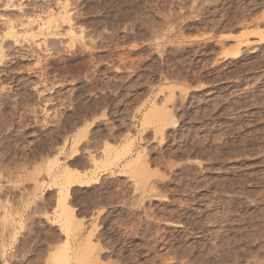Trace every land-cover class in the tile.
<instances>
[{
  "label": "rangeland",
  "instance_id": "rangeland-1",
  "mask_svg": "<svg viewBox=\"0 0 264 264\" xmlns=\"http://www.w3.org/2000/svg\"><path fill=\"white\" fill-rule=\"evenodd\" d=\"M0 55V264H264V0H0Z\"/></svg>",
  "mask_w": 264,
  "mask_h": 264
},
{
  "label": "bare ground",
  "instance_id": "bare-ground-1",
  "mask_svg": "<svg viewBox=\"0 0 264 264\" xmlns=\"http://www.w3.org/2000/svg\"><path fill=\"white\" fill-rule=\"evenodd\" d=\"M13 6H15V5H13ZM136 6V5H135ZM19 8V7H18ZM21 8V7H20ZM65 10V9H64ZM69 12V11H68ZM67 14V12H65V15ZM66 16H68V14L66 15ZM70 16V15H69ZM66 18V17H65ZM40 21V20H39ZM41 21H42V19H41ZM71 21V20H70ZM7 23V33H8V36H11L12 38H15V39H17V36H18V34L20 33V30L19 29H17L16 30V27L15 26H13V24L11 23V21H6ZM36 22H37V20H36ZM51 22V21H50ZM49 22V23H50ZM27 23V22H26ZM29 24H25L24 23V25H27V26H32L33 24H35V21H33V20H30L29 22H28ZM39 23V22H38ZM48 22H45V23H43V21H42V23L40 24L39 23V26H38V29H39V31H44L45 29H46V24H47ZM52 24V23H51ZM21 26L23 27V28H25L24 26H23V24H21ZM52 26V25H51ZM71 26H72V24H71ZM71 26H70V28H71ZM36 27V26H35ZM30 28V27H29ZM33 28V27H32ZM32 28H30L31 30H33ZM74 28V27H73ZM35 29V28H34ZM50 29V28H49ZM71 31L70 32H72L73 33V29L71 28L70 29ZM22 31H23V29H22ZM25 31L26 30H24V33H25ZM47 31V30H46ZM27 32V31H26ZM28 32H30V30H28ZM56 32V31H55ZM6 33V34H7ZM23 33V32H22ZM33 33V32H32ZM72 33H70V34H72ZM29 34V33H28ZM54 34V33H53ZM52 34V35H53ZM59 34V33H58ZM20 35V34H19ZM24 35V34H23ZM30 35V34H29ZM47 35V34H46ZM57 35V34H56ZM61 35V34H60ZM31 36H32V34H31ZM19 37H21V36H19ZM31 38H33V36L31 37ZM34 38H36L35 36H34ZM20 39V38H19ZM26 39V38H25ZM15 41V40H14ZM18 41V40H17ZM55 42V41H54ZM17 42L15 41V44H16ZM2 48V47H1ZM4 50V49H3ZM2 50V51H3ZM1 56V55H0ZM39 57V56H38ZM4 58V57H3ZM42 58V57H41ZM43 59V58H42ZM5 63V62H4ZM1 65V64H0ZM170 76V75H169ZM2 81V80H1ZM3 82V81H2ZM2 85V84H1ZM170 94V93H169ZM168 94V95H169ZM167 95V96H168ZM170 96H171V94H170ZM173 97V96H172ZM169 99V98H168ZM171 100V99H170ZM2 102V101H1ZM170 102V101H169ZM173 105V104H172ZM171 105V106H172ZM156 106V105H155ZM22 107V106H21ZM156 108V107H155ZM170 108V107H169ZM153 109V108H152ZM152 109H151V111H150V114L152 115V121H151V124H152V122L154 123V121H155V123L157 124V122L159 121L160 123H161V121L164 119V117H166V115H168L167 116V118H165L166 120L170 117L169 116V114H165L164 113V116L163 115H161V116H155V120L153 121V116L155 115L154 114V112L152 111ZM157 109V108H156ZM158 109H159V107H158ZM172 109V108H171ZM164 111V110H163ZM151 112H153V114L151 113ZM159 112V111H158ZM173 112V111H172ZM147 116H146V118H145V121L146 122H150V120H151V118H149L148 117V114H146ZM151 117V116H150ZM161 117H163V118H160ZM144 119V118H143ZM148 119H149V121H148ZM157 119V120H156ZM159 119V120H158ZM170 119V118H169ZM166 120H164L163 122L164 123H166ZM144 121V120H143ZM157 121V122H156ZM171 121V119L169 120V122ZM175 121V120H174ZM145 122V123H146ZM168 122V121H167ZM144 123V122H143ZM154 123V124H155ZM159 123V124H160ZM177 122H175L174 124H176ZM147 124V123H146ZM150 124V123H149ZM167 125H168V123H166ZM166 124L165 125H163L162 123H161V125H163L164 126V128H165V126H166ZM153 125V124H152ZM162 127V126H161ZM167 127V126H166ZM168 127H169V125H168ZM163 128V127H162ZM163 128V129H164ZM157 132H158V130H156ZM157 132H155L156 133V135L159 133H157ZM166 132V131H165ZM161 133V132H160ZM86 138V137H85ZM256 138V137H255ZM262 138V137H261ZM76 141V140H75ZM77 142H78V140H77ZM76 143V142H75ZM75 143L73 144V147L75 146ZM79 143H80V140H79ZM79 143L78 144H76V145H79ZM245 143V142H244ZM258 143V142H257ZM73 147H71V148H73ZM76 147V146H75ZM77 148V147H76ZM74 149V151L76 152L77 151V149ZM64 149V148H63ZM73 150V149H72ZM63 151V150H62ZM189 152V151H188ZM74 153V152H73ZM56 157V156H55ZM44 159L42 158V161H43ZM44 162H45V160H44ZM44 162H43V164H44ZM48 162V161H47ZM50 162V161H49ZM58 162V161H57ZM56 162V160H55V163H57ZM51 163V162H50ZM55 163H54V166H55ZM48 164V163H47ZM46 164V165H47ZM58 164V163H57ZM56 164V165H57ZM144 164V163H143ZM50 165H52V164H50ZM49 166V165H48ZM53 166V165H52ZM145 166V165H144ZM142 167H143V165H142ZM51 169V168H50ZM66 170L62 173V174H60L61 175V184L59 185V187L61 186V189H62V191L61 190H59V191H61V194H60V200L58 199V205L57 206H59V208H62V214H63V216H64V219L62 220V222H61V228H62V230L63 231H65L66 232V234H67V236L69 237V235H70V233H71V236L73 237L72 239H74V236H75V238H77L76 237V235H77V233L79 232V230L82 228L83 229V227H81L82 226V224H81V221H76L75 222V215H74V210L72 209V208H70V206L68 205V208H67V202H66V200H67V196L69 195V193H68V190H69V186H73L74 185V183H76L77 184V182L78 183H82V181H81V177L80 176H78V175H74V173L72 174L71 172H70V170H68L67 168H65ZM141 169V168H140ZM39 169H37V171H38ZM183 170V169H182ZM36 171V172H37ZM36 172H35V174H36ZM40 172H41V174H42V171L40 170V171H38V175L40 176ZM145 171H143V173H144ZM146 172H147V170H146ZM195 172V171H194ZM194 172H192V173H194ZM199 172V171H198ZM175 173V172H174ZM50 174V173H49ZM54 174V173H53ZM58 174V173H57ZM57 174H56V176H57ZM189 174V173H188ZM59 175V176H60ZM143 175V174H142ZM142 175H141V171H139L138 172V176H141L142 177ZM50 176V175H49ZM53 176V175H52ZM38 177V176H37ZM161 177V176H160ZM58 178V177H57ZM59 179V178H58ZM31 180H33V179H31ZM53 180H55V177H54V179ZM57 180V179H56ZM40 182V181H39ZM156 182V181H155ZM35 184H37L36 182H35ZM75 184V185H76ZM83 184V183H82ZM1 185V184H0ZM79 185V184H78ZM41 186V185H40ZM37 188V187H36ZM1 189V188H0ZM1 191V190H0ZM4 193V192H3ZM8 193V192H7ZM60 193V192H59ZM5 195V194H4ZM92 203V202H91ZM95 204V203H94ZM92 206V205H91ZM95 207V206H94ZM101 207V206H100ZM6 208V207H5ZM58 208V209H59ZM2 209V208H1ZM67 209H69V210H67ZM72 209V210H71ZM96 209V208H95ZM104 210V209H103ZM102 210V211H103ZM6 211H7V208H6ZM100 212V211H99ZM98 212V213H99ZM101 213V212H100ZM6 215V214H5ZM61 215V214H60ZM8 216V215H7ZM62 216V215H61ZM1 217V216H0ZM5 218H6V216H5ZM61 218V217H60ZM14 220V219H13ZM77 220V219H76ZM117 220V219H116ZM223 220H225V219H223ZM0 222H2V220L0 221ZM14 222V221H13ZM15 223V222H14ZM5 224V223H4ZM16 224V223H15ZM14 224V225H15ZM10 225V224H9ZM19 225V224H18ZM193 225V224H192ZM0 226H2L1 224H0ZM5 226V230H6V225H4ZM15 227V226H14ZM193 227V226H192ZM1 228V227H0ZM9 228V227H8ZM2 229V228H1ZM81 229V231H83ZM5 230L3 231V229H2V232H5ZM61 230V229H60ZM7 231V230H6ZM13 231V230H12ZM93 231V230H92ZM91 232V231H90ZM189 232V231H188ZM89 234V233H88ZM79 239H81L82 237H83V234L82 233H80L79 235ZM88 236V238H87V241L88 242H91V240H92V238L94 237V235H93V233L91 232L89 235H87ZM101 236V235H100ZM65 238V242H64V246H62V247H60L59 248V252H58V255H57V257H56V259H55V264H71V258H70V256H69V253H68V250L70 249L69 247V243H67L68 242V240H67V237H66V235L64 236ZM99 237V236H98ZM262 237V236H261ZM126 238V237H125ZM69 239H70V237H69ZM72 239H70V241H72ZM77 239H75V241H76ZM107 240V239H106ZM100 241V240H99ZM63 242V241H62ZM61 242V243H62ZM86 242V241H85ZM76 243V242H75ZM116 243V242H115ZM118 243V242H117ZM73 245H74V241H73V243H72ZM77 244H79V243H77ZM92 242L90 243V246L91 247H89L90 249L92 248ZM101 244V243H100ZM84 245V244H83ZM111 245V244H110ZM76 246H78V245H76ZM87 246H89V245H87ZM87 246H86V249H87ZM96 246H98L97 244H96ZM100 246V245H99ZM75 247V246H74ZM101 247H103V246H101ZM114 247V246H113ZM5 248V247H4ZM76 248H78V247H76ZM83 248V247H82ZM93 248H95V247H93ZM91 249L90 251L91 252H93L94 251V249ZM125 248V247H124ZM72 250L74 249V248H71ZM70 249V250H71ZM80 249V247L78 248V250ZM102 249V248H101ZM116 249V248H115ZM120 249V248H119ZM126 249V248H125ZM3 250V249H2ZM58 250V249H57ZM69 250V251H70ZM74 250H77V249H74ZM93 250V251H92ZM103 250V249H102ZM80 251V250H79ZM83 251V250H82ZM82 251H80V252H82ZM88 251V253H89V250H87ZM116 251V250H115ZM4 253H2V255L4 256V257H6V255H7V251H3ZM78 252V251H77ZM76 252V256H77V253ZM79 252V253H80ZM86 251H85V249H84V251H83V254L85 253ZM110 252V251H109ZM101 253V252H100ZM115 253V252H114ZM0 254H1V252H0ZM72 254H73V252H72ZM91 255H92V253H90ZM89 254V255H90ZM14 255V254H13ZM97 255V254H96ZM120 255V254H119ZM118 255V256H119ZM247 255V254H246ZM249 255V254H248ZM12 255H10V257H11ZM76 256H74L73 255V257L75 258ZM79 256H80V259H79V257H77L78 259H76L75 258V260H77L76 261V264L78 263V264H82L83 263V259H85L86 260V258L88 259V257L86 256V255H80L79 254ZM83 256V259H81V257ZM84 256H86V257H84ZM98 256V255H97ZM100 256V255H99ZM3 257V258H4ZM16 257V256H15ZM120 257V256H119ZM122 257V256H121ZM125 257V256H124ZM8 259V258H7ZM12 259V258H11ZM73 259V258H72ZM96 260H97V258H95ZM100 259V258H99ZM106 259V258H105ZM111 259V258H110ZM81 260H82V262H81ZM263 260V259H262ZM8 261V260H7ZM73 261V260H72ZM80 263H79V262ZM130 261V260H129ZM260 261V260H259ZM258 261V262H259ZM75 262V261H74ZM85 262V261H84ZM102 262V261H101ZM116 262V261H115ZM6 263V262H5ZM8 263V262H7ZM30 263V262H29ZM247 263V262H246ZM75 264V263H74ZM93 264V263H92ZM94 264H95V261H94ZM98 264H100V263H98ZM111 264V263H110ZM248 264H249V262H248Z\"/></svg>",
  "mask_w": 264,
  "mask_h": 264
}]
</instances>
